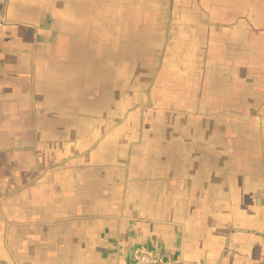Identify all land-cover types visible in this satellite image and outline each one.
<instances>
[{
  "label": "crops",
  "instance_id": "1",
  "mask_svg": "<svg viewBox=\"0 0 264 264\" xmlns=\"http://www.w3.org/2000/svg\"><path fill=\"white\" fill-rule=\"evenodd\" d=\"M264 264V0H0V264Z\"/></svg>",
  "mask_w": 264,
  "mask_h": 264
},
{
  "label": "built area",
  "instance_id": "2",
  "mask_svg": "<svg viewBox=\"0 0 264 264\" xmlns=\"http://www.w3.org/2000/svg\"><path fill=\"white\" fill-rule=\"evenodd\" d=\"M130 264H167L156 257H153L149 252L143 249L134 251L132 262Z\"/></svg>",
  "mask_w": 264,
  "mask_h": 264
}]
</instances>
